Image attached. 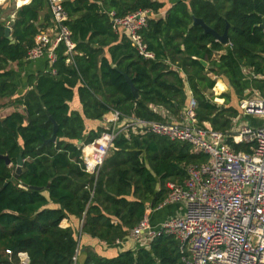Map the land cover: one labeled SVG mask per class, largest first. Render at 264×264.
<instances>
[{"label":"trees","instance_id":"trees-1","mask_svg":"<svg viewBox=\"0 0 264 264\" xmlns=\"http://www.w3.org/2000/svg\"><path fill=\"white\" fill-rule=\"evenodd\" d=\"M3 1L0 108L11 110L0 118V155L10 160L6 164L0 157V264H21L20 252L28 255L27 264H77L82 234L108 244L126 238L147 206L165 198L168 182L182 181L189 164L207 162V155L188 142L128 129L115 136L97 175L89 174L80 165L81 147L107 129L98 124L105 113L118 111L119 122L164 121L152 108L179 113L188 87L197 123L228 134L245 90L264 97V0H175L166 8L162 0H62L75 43L72 53L65 54L60 42L55 60L44 58L45 69L28 74L19 95L10 65L29 62L35 35L52 21L47 0L19 7ZM164 8V16L148 17L140 31L153 58L139 54L124 33L113 29L109 16L110 11L122 17ZM192 16L219 34L228 23V42L205 33ZM6 26L10 38L4 35ZM243 69L249 70L247 76ZM217 78L228 87L219 94L222 105L214 101L213 87L223 90L220 82L215 85ZM75 94L79 111L70 106ZM47 112L57 132L55 142L44 143L53 129ZM87 120L97 122L96 127L88 129ZM227 142L235 151L250 152L253 146L231 138ZM19 155L23 163L17 174ZM69 215L82 221L81 228L60 226ZM83 264H181V259L178 240L162 234L148 247L112 257L85 247Z\"/></svg>","mask_w":264,"mask_h":264},{"label":"built area","instance_id":"built-area-1","mask_svg":"<svg viewBox=\"0 0 264 264\" xmlns=\"http://www.w3.org/2000/svg\"><path fill=\"white\" fill-rule=\"evenodd\" d=\"M15 1L19 7L30 0H21V4ZM47 2L52 26L37 32L26 60L43 57L52 63L60 42L68 55L75 46L62 0ZM109 16L113 29L124 33L139 54L153 58L140 34L146 26L148 10H137L122 17L110 11ZM195 107L191 97L180 120L128 118L118 129L115 124L120 123L119 112L112 110V117L106 121L111 126L92 142L82 145L80 165L85 172L97 175L115 136L128 129L188 142L194 151L207 155V162L189 164L186 177L168 182L167 195L154 207L160 209L178 203L182 211L157 227L151 226L147 211L130 230L131 238L144 237L150 242L162 234L174 236L178 240L181 264H264V124L240 121L233 132L236 121L243 116L264 119V97L256 93L238 102L239 113L228 134L212 129L207 122L198 124ZM228 138L234 143H253L251 151H235ZM18 255L21 264L28 263L25 252ZM72 259L75 263L76 256Z\"/></svg>","mask_w":264,"mask_h":264},{"label":"crops","instance_id":"crops-1","mask_svg":"<svg viewBox=\"0 0 264 264\" xmlns=\"http://www.w3.org/2000/svg\"><path fill=\"white\" fill-rule=\"evenodd\" d=\"M162 1L165 3V8H166V7H169L171 5V2H173L175 0H162ZM165 8L163 10L158 11V12H152V11L148 10V17L164 16V14L166 12ZM28 61L29 62H24V64L22 66H18L17 63H15V62L11 63V65H10V67L15 71V75H16L15 80L19 86V89H18L16 95L23 93V91L25 90V88H26L25 82H26V77L28 74L44 70L46 67L45 59L43 57L37 58L34 60H28ZM242 72L245 74V76H247V74H249V70H246V69H243ZM218 82H220L223 85V90L217 91L215 89V86L213 87V89H214V92L217 93L219 96V94H221L222 92L227 91L228 87H227L226 83L223 81V79L217 78L215 85ZM245 92H246L245 97L257 93L256 91H253V90L251 91L250 89L249 90L246 89ZM186 94H187V101H186L185 107H183L179 111V113H177V114H173V113L167 111L166 109H164L163 107H153L152 109L154 111H157L159 114H161L165 118V120H174V121L180 120L184 109L188 105L189 99L192 97L191 92L189 91L188 87H186ZM222 100H223V98H222ZM3 101H7V99H3ZM70 106L72 109H76L78 111L80 110V103L78 101V97L76 94L73 97L72 101L70 102ZM10 110H11V107H1L0 108V118L5 116L7 113H9ZM111 117H112L111 111L105 113L102 117V121L98 122V124L101 123L104 125L106 123L107 119H110ZM86 122H87L86 127L88 129L96 127L97 122L92 121V120H87ZM108 125H110V124H108ZM50 205L56 206L55 204H50ZM147 211H149L148 217H149V222H150L151 226L157 227L160 224V222H162L166 218L173 216L178 212H181L182 211V205L178 204V203H172V204H167L160 209H156L154 207L147 206V208L145 209V213ZM81 222L82 221L79 218H77L73 215H69L67 218H64L63 220H61L60 226L61 227L72 226L75 229H77L79 227L81 228ZM148 244H149V242H147V240H145L144 237H141V239H139V240L131 238L130 232L126 238L121 239V240H116L115 242H113L111 244H108V243H105L103 241H99L97 239H94L87 234H82L81 248L79 250L77 264H83L84 263L85 247L91 248L93 251H95L99 255L106 256V257H112V256H115L121 250L136 249L139 247H148Z\"/></svg>","mask_w":264,"mask_h":264},{"label":"water","instance_id":"water-1","mask_svg":"<svg viewBox=\"0 0 264 264\" xmlns=\"http://www.w3.org/2000/svg\"><path fill=\"white\" fill-rule=\"evenodd\" d=\"M192 19H193V24L201 26L205 33L213 35L217 40L221 41L224 44H226L228 42V37H227V29L229 26L228 23H226L224 32L222 34H219L215 30H213L210 26H208L201 18H197L195 16H192ZM260 26L262 28H264V21L260 24ZM4 35L7 36L8 38H10V27L9 26L5 27ZM202 62L205 64L204 61H202ZM122 74L125 78V81L130 86L132 94L134 95L135 98H138L137 90H136L135 86L133 85L131 79L126 75V73L122 72ZM47 115H48V119L52 122L53 129H52V134L50 135V137L48 139L45 140L44 143L55 142L56 132H57V122L49 115V112H47ZM0 157L5 160L6 164L10 163V160L8 159L7 156L0 155ZM22 163H23V160H22L21 156L19 155L17 158V164H16V173L17 174H19L21 172Z\"/></svg>","mask_w":264,"mask_h":264},{"label":"rangeland","instance_id":"rangeland-1","mask_svg":"<svg viewBox=\"0 0 264 264\" xmlns=\"http://www.w3.org/2000/svg\"><path fill=\"white\" fill-rule=\"evenodd\" d=\"M13 1L16 3L15 0H7L6 3L9 2V3L11 4ZM213 93H214V95L216 96V97L214 98V101H215L217 104L222 105V104H223V100H222V98H219L218 94L214 92V89H213ZM218 99H220V100H218ZM3 102H6V101H3ZM240 119H241V120L236 121V126H235V129H234L233 132H236V131H235V130H237L236 127H237V125L240 123V121H243V122H244V121H248V122H249L250 124H252V125L257 124V123L264 124V119L259 118V117H256V116H246V117L243 116V117H241ZM123 124H125V121H124V120L121 121L119 124H115V127H116V128H119V127H121ZM104 125H105L106 127L109 126L108 123H105ZM19 259H20V258H19Z\"/></svg>","mask_w":264,"mask_h":264},{"label":"bare ground","instance_id":"bare-ground-1","mask_svg":"<svg viewBox=\"0 0 264 264\" xmlns=\"http://www.w3.org/2000/svg\"><path fill=\"white\" fill-rule=\"evenodd\" d=\"M20 1V0H19Z\"/></svg>","mask_w":264,"mask_h":264}]
</instances>
